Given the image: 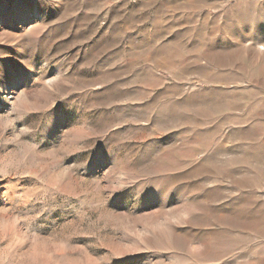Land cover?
Segmentation results:
<instances>
[{"label":"rangeland","instance_id":"obj_1","mask_svg":"<svg viewBox=\"0 0 264 264\" xmlns=\"http://www.w3.org/2000/svg\"><path fill=\"white\" fill-rule=\"evenodd\" d=\"M0 264H264V0H0Z\"/></svg>","mask_w":264,"mask_h":264}]
</instances>
